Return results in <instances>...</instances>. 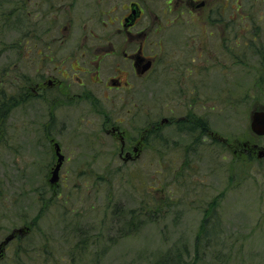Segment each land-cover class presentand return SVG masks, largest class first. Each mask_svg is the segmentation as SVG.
I'll return each mask as SVG.
<instances>
[{"label": "rangeland", "instance_id": "374dc122", "mask_svg": "<svg viewBox=\"0 0 264 264\" xmlns=\"http://www.w3.org/2000/svg\"><path fill=\"white\" fill-rule=\"evenodd\" d=\"M51 1L0 0V264H12L14 246L2 244L18 230L31 232L30 248L41 253L34 264H264L262 166L232 151L220 161L206 147L194 150L189 131L180 128L195 107L233 145L248 134L250 47L229 41L227 50L231 46L236 53L219 57V27L210 37L197 22L171 30L169 35L182 36L162 44L171 64L140 95L138 88L129 99L123 90L111 94L106 86L113 72L104 67L85 78L98 96L94 105L82 100L48 118L41 99L12 108L15 89L20 85L23 91L27 78L38 81L48 74L43 68L52 63L44 60L46 47L59 50L70 13L73 35L105 26V16L96 15L99 8L86 5L91 8L87 18L84 4L76 2L69 10L60 4L49 8ZM238 2L244 16L259 18L264 31V0ZM249 24L229 27V36ZM56 28L58 33L50 32ZM76 44L70 42L69 50ZM178 51L183 52L179 58L172 54ZM178 62L191 66L188 85L176 87ZM219 112L225 113L221 122ZM181 116L185 119L176 123ZM105 117L122 121L133 161L120 157L118 135L103 132ZM163 118L168 122L161 125ZM153 125L157 136L152 131L140 152H132ZM52 138L68 159L55 185L49 183L56 162Z\"/></svg>", "mask_w": 264, "mask_h": 264}, {"label": "flooded vegetation", "instance_id": "af4514ba", "mask_svg": "<svg viewBox=\"0 0 264 264\" xmlns=\"http://www.w3.org/2000/svg\"><path fill=\"white\" fill-rule=\"evenodd\" d=\"M229 1L52 0L49 8L60 4L72 10L76 5L74 3L84 4L87 18L91 16V8L86 7V5L90 4L92 7L99 8L101 11L96 15L105 16L102 20L105 26L101 32L93 30L89 35H73L71 27L74 15L70 13L71 18L68 19L70 21L67 22V20L63 24V28H67L68 35H62L63 38L59 41V50H51V45L46 47L48 54L44 60L48 61V64L52 63V66L46 65L43 68L48 74L38 78V81L27 78L26 82L21 84L23 87L26 86V89L23 91L19 89V85V88L15 89L12 95L11 107L19 109V106L22 104L40 101L39 99H41L45 107L44 116L51 118L55 116V112H59V108L74 106L82 100L94 105L98 96L94 94L91 88L92 85L89 82H85V78L87 75L97 74L104 67L110 68L113 72L107 78L106 86L108 91H112L111 94L123 90L125 94L128 93L129 99L132 90L138 88L140 95L141 91H145L144 86L146 83L151 82L159 70L168 68L171 64L169 62V55L163 51L162 44L171 40L179 42L182 39V36H179V34L169 35L171 30L177 32L183 31L187 27H192L197 22L206 29L205 33L207 37H210L213 32L211 29L219 27V32L221 29L220 39L222 38L223 42L222 48L219 47V57H223L228 53H236V50L232 49L231 46L229 47L230 52L227 50V43L229 41L235 44H237V41L245 42L254 55V77L251 95L252 115L248 134L239 138L236 145H233L226 136L222 135L220 130L212 129L210 124H208L210 123V117L205 116L204 112L199 113L195 107L189 113L188 120H185L187 121V125L180 126V128L183 131L185 129L189 131L193 139L192 148L194 150L199 148L205 149L206 147L207 150L214 152L220 161L227 160L228 152L232 151L233 154L247 157L250 163L254 165H261L264 170V31L258 23L259 18L256 20L253 16H250V18L244 16L241 9L242 4L238 0H232L233 3ZM58 13L59 11H57ZM114 13L118 17H115ZM56 18L57 16H55ZM244 20L250 21V27L234 31V35L230 37L228 34L229 27L237 23L242 24ZM57 29L50 32L58 33ZM59 31H62L60 27ZM70 42L77 43L76 50H69ZM186 42L189 43L188 40ZM182 53V51L172 52L177 58ZM252 54L251 56H253ZM38 55L41 54L38 53ZM181 64L182 62H178L175 67V71L178 74L176 87L181 84L184 85L186 82L187 85L193 82L191 76H186V72L191 67L189 62ZM179 70H181V73ZM36 71L38 72V69ZM198 75L199 77L201 76L199 73ZM92 82L94 81L92 80ZM104 98L109 100L106 95ZM192 102L194 103V99ZM201 104L204 105L203 102ZM202 107L204 109V106ZM224 114L219 112V117H221L219 118L220 122L223 121ZM165 119H162L161 125L168 122L167 119V121H164ZM184 119V116H181V118L177 119L176 123H180ZM107 124L111 126H107ZM121 124L122 121L120 119L110 122V117H105L103 132L107 135H118L120 137V157L123 158L125 154L126 158L124 160L130 162L135 159L131 154L133 144L128 145L129 138L127 132L121 130L119 126ZM157 127V125H153L151 129L156 130L157 133ZM147 131H144L140 143L133 146L132 152L137 153L138 150H141V144L146 141ZM50 141L54 152L55 144L58 143L63 154L62 145L54 138L50 139ZM57 160L58 157L56 155V162L53 168L51 167L52 170ZM67 160L64 155L61 169ZM23 235L25 234L17 235L10 244Z\"/></svg>", "mask_w": 264, "mask_h": 264}, {"label": "trees", "instance_id": "16d2710c", "mask_svg": "<svg viewBox=\"0 0 264 264\" xmlns=\"http://www.w3.org/2000/svg\"><path fill=\"white\" fill-rule=\"evenodd\" d=\"M153 131V132H152ZM152 132L153 135L157 136L156 130H153L151 128L148 129L147 133H146V140L149 136V134ZM31 228H33V225L31 224ZM126 227L128 228V226L126 225ZM31 230V229H30ZM29 230V231H30ZM31 232H26L25 235L23 237H18L17 240L14 242L16 243V245H13L14 243H12L13 247V254L12 256H9V261L12 264H34L36 261V259H40V251L38 252V256L36 255V253L34 252V248L31 249V241L33 240L32 235L30 234ZM35 239V238H34ZM36 251V250H35ZM46 254V253H44ZM15 262H14V258Z\"/></svg>", "mask_w": 264, "mask_h": 264}, {"label": "water", "instance_id": "95a60500", "mask_svg": "<svg viewBox=\"0 0 264 264\" xmlns=\"http://www.w3.org/2000/svg\"><path fill=\"white\" fill-rule=\"evenodd\" d=\"M164 121H167V120L165 119ZM55 152H56V155L58 157V160H57V163H56L54 169L51 172V175H52L50 178L51 184H55L56 182H58L59 172H60L61 166H62L63 161H64V155L61 153L60 146L58 143L55 144ZM21 232H22V230H18L16 232H13L10 236H8L5 239V241L2 244V247L6 246L8 242L12 241L14 239L16 233H21Z\"/></svg>", "mask_w": 264, "mask_h": 264}]
</instances>
